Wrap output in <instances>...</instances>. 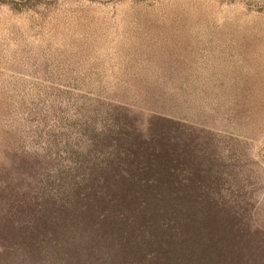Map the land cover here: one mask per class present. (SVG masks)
I'll use <instances>...</instances> for the list:
<instances>
[{"label": "rangeland", "instance_id": "374dc122", "mask_svg": "<svg viewBox=\"0 0 264 264\" xmlns=\"http://www.w3.org/2000/svg\"><path fill=\"white\" fill-rule=\"evenodd\" d=\"M9 264H264V0H0Z\"/></svg>", "mask_w": 264, "mask_h": 264}, {"label": "trees", "instance_id": "16d2710c", "mask_svg": "<svg viewBox=\"0 0 264 264\" xmlns=\"http://www.w3.org/2000/svg\"><path fill=\"white\" fill-rule=\"evenodd\" d=\"M9 251L10 252L6 253V255H5V252L0 251V264H8L6 262V260H5V257L7 255H10V256H12L14 258H18V259L19 258L23 259L25 257L24 254L25 253L26 254L28 253V249H26L25 252H23V251H21L20 247H18L16 249H13V250L12 249H9Z\"/></svg>", "mask_w": 264, "mask_h": 264}]
</instances>
